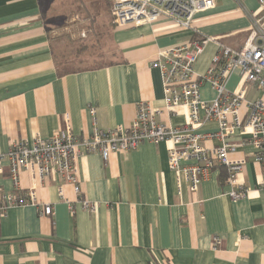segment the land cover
Segmentation results:
<instances>
[{
	"label": "crops",
	"instance_id": "0c3cea01",
	"mask_svg": "<svg viewBox=\"0 0 264 264\" xmlns=\"http://www.w3.org/2000/svg\"><path fill=\"white\" fill-rule=\"evenodd\" d=\"M43 4L0 0L1 150L53 135L63 128L65 116L73 134L82 136L95 128L129 126L141 100L164 109L160 71L151 60L160 50L191 40L193 32L166 18L116 26L110 17L115 57L60 75L54 37L67 38L69 32L58 33L63 23L54 20L57 16L45 17ZM263 13L257 0H215L212 8L196 13L199 34L215 40L206 42L194 73L206 71L219 45L242 47L253 16ZM225 87H245L250 100L264 98L238 70ZM200 95L211 100L215 91L202 83ZM186 118L184 106L161 115L167 126L182 125ZM215 129V122H207L197 131ZM248 136L246 129L231 138L238 146L230 157L245 160L238 180L249 188L236 201L228 196L231 186L220 165L195 190L182 174L178 180L168 168L167 141L112 153L105 164L98 153L82 155L77 160L80 194L56 174L39 182L28 171H20L15 189L4 163L0 198L33 187L37 204L10 207L0 218V264H264V164L254 160V147L243 141ZM203 145L210 148L216 141ZM81 198L94 202L95 209L85 210ZM44 203L53 205L52 215L40 213Z\"/></svg>",
	"mask_w": 264,
	"mask_h": 264
},
{
	"label": "built area",
	"instance_id": "2783aa9c",
	"mask_svg": "<svg viewBox=\"0 0 264 264\" xmlns=\"http://www.w3.org/2000/svg\"><path fill=\"white\" fill-rule=\"evenodd\" d=\"M257 1L264 11V0ZM110 3V14L116 26H141L166 18L193 32L191 40L162 49L151 60V66L160 71L164 109L173 111L177 106H184L186 121L179 126H167L161 120L164 109L141 100L129 126L118 124L106 129L95 128L89 134L76 136L65 116L63 128L53 135L36 137L32 142H13L6 150L0 149V174L6 163L15 189L20 187V171H28L39 182L56 174L80 194L77 160L82 155L98 153L105 164L112 153L134 150L143 142L157 145L167 141L170 143L168 168L177 174L178 180L182 174L190 189H197L209 171L220 165L226 171V184L231 186L228 196L233 201L244 198L249 188L239 182L238 176L245 160L230 157L238 146L231 138L238 130L245 132L248 129L249 136L243 141L254 147V160L264 164V98L247 99L245 87L231 91L226 89L225 83L229 75L238 70L243 80L264 93V13L252 15L249 34L242 47L235 49L219 45L209 67L197 75L193 71L196 59L206 42L215 39L199 34L194 16L212 8L215 0H110ZM202 83L213 88V99L201 98ZM207 122H215L216 129L197 131ZM206 140H214L216 145L208 148L203 145ZM260 188L264 192V182ZM59 196L63 197L61 188ZM26 204H37L33 187L21 194L3 195L0 198V218L6 216L10 207ZM81 205L88 211L95 209L94 202L84 198H81ZM69 209L74 212L72 204ZM40 213L52 215L53 205L42 204ZM217 240V237L213 238V247Z\"/></svg>",
	"mask_w": 264,
	"mask_h": 264
},
{
	"label": "rangeland",
	"instance_id": "374dc122",
	"mask_svg": "<svg viewBox=\"0 0 264 264\" xmlns=\"http://www.w3.org/2000/svg\"><path fill=\"white\" fill-rule=\"evenodd\" d=\"M43 12L63 23L58 33L69 32L67 38L54 37L58 58L66 57L73 66L94 67L115 57L108 0H44Z\"/></svg>",
	"mask_w": 264,
	"mask_h": 264
},
{
	"label": "trees",
	"instance_id": "16d2710c",
	"mask_svg": "<svg viewBox=\"0 0 264 264\" xmlns=\"http://www.w3.org/2000/svg\"><path fill=\"white\" fill-rule=\"evenodd\" d=\"M109 6L111 5L110 0H108ZM111 16V14H110ZM111 22L112 21V16H111ZM114 24V23H113ZM54 60H55V65L57 67L58 73L60 75L68 74L71 72H77L85 68H91V67H82V66H73L71 63L72 61H69V59H66V57H57L54 52ZM60 60V61H59Z\"/></svg>",
	"mask_w": 264,
	"mask_h": 264
}]
</instances>
